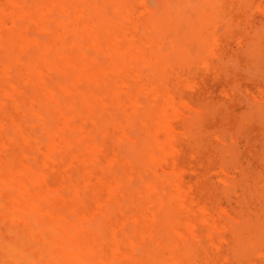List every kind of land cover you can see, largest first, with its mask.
<instances>
[{"label":"bare ground","instance_id":"6f19581e","mask_svg":"<svg viewBox=\"0 0 264 264\" xmlns=\"http://www.w3.org/2000/svg\"><path fill=\"white\" fill-rule=\"evenodd\" d=\"M191 1L155 0L152 17L144 0H0V219L9 224L0 223L11 226L7 238L0 231V264H264V230L260 245L248 244L250 232L242 239L246 218L206 180L214 162L232 185L207 142L209 125L223 122L212 94L231 33L216 28L218 7L233 0Z\"/></svg>","mask_w":264,"mask_h":264},{"label":"rangeland","instance_id":"374dc122","mask_svg":"<svg viewBox=\"0 0 264 264\" xmlns=\"http://www.w3.org/2000/svg\"><path fill=\"white\" fill-rule=\"evenodd\" d=\"M145 2V5L148 7V11L149 13H147L148 15L150 16H154L156 15L155 17H159V15L157 13L154 12V10L156 11L157 9H154V8H157L156 6V3H155V0H144ZM233 0V2L231 3V6L234 7L231 9H225L226 12L224 11V9H220L221 7H218L219 8V15L218 16V12L217 13V16L221 17V19L217 20L216 22V28L218 29V31H222V28L226 27L225 25H227V27L230 29L231 33L228 31L227 33V36L225 38V40L223 41L224 43H222V46L220 44L221 47L220 50H221V53H220V64H221V68H222V74H223V77H222V81L219 85L220 88L216 89V93L212 94L213 96H218L219 98H221L220 100V103L217 104L216 106V109H214V112L215 110H218L221 108V110L219 111V117L222 118L223 122L220 123V124H213V125H209V129L211 128H214V126L216 127L215 129H213V132H209L210 134V140L209 142H207V148L211 146H215L217 147L216 150L219 151L218 149H220L218 155H221V156H218V158H216L215 162H218V164L220 166H224L228 171H230V173L232 174L233 173V177H238L236 178L234 181H233V177H232V185L230 184H226V183H220L218 181V176L219 174L217 173V170L219 169V166H212L213 163H211L210 165V169L208 170L207 174H206V180L208 181V184L210 185L209 187L215 189V194H216V197H217V201L218 203L222 204L223 206H226L227 208H232L233 210H239L238 212L240 213V215L238 214V220H240V217L245 219L246 218V221L242 220L241 221H244V224H246V222L248 223V225L246 226L247 229H248V226L250 227L248 230L245 229V226H243V222H240L238 221L237 219H234V221L237 222V227H241V225L243 226L244 230H241V232H243V237L242 239H246V236L247 238L250 237L249 239V243H248V240H247V243L248 244H251L250 240L252 241L255 240L254 244H257V245H260V243L258 242L257 243V240L256 238H261L259 240H261V243L264 244V233H263V230H264V197L262 198L261 196L264 195V121L263 119L264 118H258V113L256 114V112H259V115L261 114L260 112H262L263 114L262 117L264 116V72L262 73V71H264V62H262L264 60V56H261V55H264L262 54V52L264 53V39H262V37H264V0H253L252 1V4L250 3L251 1L249 0ZM193 3V0L191 1V5ZM238 3V4H237ZM245 3V5H244ZM250 6H249V4ZM155 4V5H154ZM232 4L236 5V6H233ZM243 5V6H242ZM259 5V6H258ZM258 6L259 10L256 8ZM248 7V8H246ZM251 7L255 8L254 9H251ZM241 8V9H240ZM246 8V9H245ZM239 9V10H238ZM245 9L244 12H239L241 10ZM262 9V10H260ZM221 10V11H220ZM234 10V11H233ZM252 13H251V11ZM249 11V12H248ZM262 11V12H261ZM237 14H236V13ZM255 13V14H254ZM258 13V14H257ZM153 14V15H152ZM174 14V13H172ZM180 15V16H176V20L178 22H182L184 23L185 21L187 22L188 21H195L198 19V15L196 13H175V15ZM182 14L184 16H182ZM240 14V15H239ZM247 16H246V15ZM170 16V15H169ZM232 16V17H231ZM238 16V17H237ZM243 16V17H242ZM173 17V15H172ZM171 16H170V19L172 20H175L173 19ZM175 17V16H174ZM217 17V18H218ZM242 18H244V21L246 20V22H244L245 24V27H244V24L241 22ZM250 18V19H248ZM240 22H239V21ZM261 20V21H260ZM260 21V22H259ZM20 21H18L19 23ZM255 22V23H254ZM21 23V22H20ZM259 24V25H257ZM226 27V28H227ZM234 27V28H233ZM237 27V28H235ZM221 29V30H220ZM232 29H236L238 30L239 34L240 33H244L246 32V35L248 37H252V38H249L247 41L243 42L242 39H240L239 34H236L235 30L232 31ZM240 30V31H239ZM250 30V31H249ZM244 31V32H243ZM250 33H249V32ZM32 33L34 32L31 31ZM235 32V33H234ZM234 34V35H233ZM230 35V36H229ZM236 36V37H235ZM246 36V37H247ZM228 37L230 39H228ZM232 37H234L232 39ZM254 37V38H253ZM239 39V40H238ZM260 39V40H259ZM262 39V40H261ZM227 44H226V43ZM252 42V43H251ZM262 42V43H261ZM246 43V44H245ZM258 43L260 44V47L258 45V48L257 45H253ZM250 44V45H249ZM261 44H263L261 46ZM252 45V46H251ZM232 46V47H231ZM243 46V47H242ZM251 46V47H250ZM255 46L257 47L256 49H253L255 48ZM249 47L251 49H249ZM262 47V48H261ZM242 48V49H241ZM244 48V49H243ZM260 50V52H256V50ZM263 51H262V50ZM224 50V51H223ZM235 50H238V53H236ZM242 50V51H241ZM246 50L248 51V53L246 52ZM94 52V50H92ZM252 51H254V57L252 56L253 59H251V57L249 56V52L252 54ZM31 52V50H30ZM244 52H246V55ZM242 53V54H241ZM256 53V54H255ZM260 53V54H259ZM26 54V53H24ZM237 54V55H236ZM252 54V55H253ZM246 55V56H245ZM259 56V61L258 60H255V57L256 56ZM24 56V55H23ZM223 56V57H222ZM233 56V59H231V57ZM257 56V57H258ZM25 57V56H24ZM263 59H262V58ZM233 60V61H231ZM229 59V60H227ZM248 59V60H246ZM262 59V60H261ZM227 60V61H226ZM250 60V61H249ZM251 60H255V61H258L257 64L259 65H256L254 62L251 63ZM261 60V61H260ZM237 61L239 63H237ZM232 62V65L231 63ZM236 62V63H234ZM262 62V64H261ZM227 63V64H226ZM234 63V65H233ZM249 65L250 67L246 65ZM255 64V65H254ZM238 66L237 68L235 66ZM256 67H254V66ZM235 67V68H234ZM259 67V69H258ZM263 67V68H262ZM239 68V70H237ZM242 68L244 69V71L242 70ZM236 69V70H235ZM247 69V70H245ZM250 69V71H249ZM255 69V70H254ZM229 72H228V71ZM245 71H247V73H250L247 74ZM257 71H258V74H257ZM261 71V72H259ZM255 72V73H254ZM227 73V74H225ZM232 73H234L232 75ZM255 74V75H254ZM227 75V76H226ZM251 75H254V76H251ZM259 75L261 78H259ZM225 76V77H224ZM257 76V77H256ZM248 79H250L248 81ZM263 79V81H262ZM234 81H237V82H234ZM238 81H240L238 83ZM231 82V83H230ZM223 83V84H222ZM237 83V84H236ZM225 85V86H224ZM228 85V86H227ZM227 86V87H226ZM241 90L240 92H238L237 90L238 89ZM242 88V89H241ZM249 88V89H248ZM248 89V90H247ZM219 90V91H218ZM231 91L232 93V97L230 99H228L227 96H225L223 93L221 92H225V91ZM247 90V91H246ZM252 90V91H251ZM221 91V92H220ZM212 93V92H211ZM210 93V94H211ZM253 93V94H252ZM249 94V95H248ZM255 94V96H254ZM222 95V96H221ZM235 95V96H234ZM251 95V96H250ZM242 96V97H241ZM207 97V96H206ZM206 97H200V99L202 100V102L204 101L203 99H206ZM247 97V98H246ZM209 98V97H208ZM259 98V99H258ZM199 99V98H198ZM239 99V100H238ZM241 99V100H240ZM248 99V100H247ZM251 99V100H250ZM260 99H262L261 101H259ZM209 100V99H208ZM238 100V101H237ZM250 100V101H249ZM243 103H242V102ZM246 101L248 102H251L249 104H252L251 108L250 105L248 103H246ZM227 102V103H226ZM230 102V103H229ZM242 104H241V103ZM261 104V105H260ZM229 105H231V107H233L234 111L237 113L235 115V119H234V122H239L236 126H232V124H229V113H228V107ZM236 105V106H235ZM249 105V107L247 106ZM225 110H224V109ZM242 108V109H241ZM250 108V109H249ZM196 110V108H194ZM248 109V110H247ZM195 110H193V114L195 113ZM256 110V111H255ZM196 112L198 113V111L196 110ZM199 114V113H198ZM191 115V114H190ZM222 115V116H221ZM257 115V116H256ZM195 116V114H194ZM197 116V115H196ZM228 118H227V117ZM242 116V117H240ZM188 117V116H187ZM190 117V116H189ZM225 117V118H223ZM249 117V118H248ZM252 117V119H251ZM253 117H255L253 119ZM260 117V116H259ZM192 118V117H191ZM189 118V119H191ZM195 118V117H194ZM227 118V120H226ZM238 118V119H237ZM240 118V120H239ZM244 118V119H243ZM258 118V119H257ZM188 120V118H185ZM243 119V120H242ZM247 119L251 122H247ZM256 119V120H255ZM261 119V120H260ZM243 122V123H242ZM246 123V124H245ZM249 123V124H248ZM261 123V124H260ZM241 124H242V127H241ZM222 126V127H221ZM224 126V127H223ZM239 127L238 129L236 127ZM245 128H244V127ZM230 129L232 131V134L231 135V131H228L227 128ZM235 128V129H234ZM219 129V130H218ZM226 129H227V132H226ZM241 129V130H240ZM246 129V130H245ZM249 130V131H248ZM222 133H221V132ZM239 131V132H238ZM229 132V134H228ZM246 132V133H245ZM216 133H221L220 135V140L216 141L217 139L214 137V135ZM243 133V134H241ZM246 135H245V134ZM229 136H228V135ZM238 134V135H237ZM241 134V135H240ZM263 134V135H262ZM212 135V136H211ZM236 136V137H235ZM248 136V137H247ZM235 137V138H233ZM246 137V138H245ZM231 138V139H230ZM253 138V139H252ZM236 139V140H235ZM235 140V141H234ZM263 140V141H261ZM238 143H237V142ZM255 141V142H254ZM220 142V143H219ZM222 142V143H221ZM227 142V143H226ZM226 143V144H225ZM237 145V146H236ZM256 146V147H254ZM239 147V148H238ZM262 147V149H261ZM256 148V149H255ZM241 149V151H239ZM225 150V151H224ZM231 153H230V151ZM233 150V151H232ZM239 152H238V151ZM261 150V151H260ZM237 152V154L235 155V153ZM263 152V153H262ZM234 153V155H233ZM234 157V158H231V156ZM240 155V156H239ZM262 156V157H261ZM222 157V158H221ZM235 157H237L236 160ZM244 157H247L244 158ZM250 161H249V159ZM263 158V159H262ZM225 161H224V160ZM261 159H262V162H261ZM236 160V161H235ZM248 160V162H247ZM260 161V162H259ZM220 162V163H219ZM231 163V164H230ZM240 163H241V167L245 166L243 169H241L240 167ZM251 163V164H248ZM234 164V165H233ZM217 168V169H216ZM259 168V169H258ZM215 170V171H214ZM236 170V171H235ZM156 171L158 173H166L168 172L165 165L164 164H159ZM244 173H243V172ZM260 171V173H259ZM258 172V173H257ZM217 173V174H216ZM247 173V174H246ZM209 175V176H208ZM214 175V176H213ZM240 175V176H238ZM245 175V176H244ZM261 175V176H259ZM213 176V177H212ZM244 176V177H243ZM254 176V178H253ZM209 177V178H208ZM242 177V178H241ZM247 177V178H245ZM260 177V178H258ZM215 180L212 181L211 179ZM245 178V179H244ZM258 178V179H257ZM257 181V184H256V181L253 182V180ZM247 180L249 182H247ZM259 180V181H258ZM212 181V182H211ZM239 181V183H238ZM241 181V182H240ZM211 182V183H209ZM260 182V183H259ZM42 184L44 183L43 181L41 182ZM235 186H234V184ZM238 183V184H237ZM253 185V186H251ZM214 184V185H213ZM239 185V186H238ZM254 185L257 187V189L255 190L254 189ZM220 186V188H219ZM243 186V187H241ZM235 187V188H234ZM240 187V188H239ZM255 187V188H256ZM263 187V188H262ZM248 188V189H246ZM243 189V190H242ZM263 189V190H262ZM232 190V191H231ZM234 190V191H233ZM240 190V191H239ZM245 190V191H244ZM248 190V191H247ZM255 190V191H254ZM260 190V191H258ZM223 191V192H222ZM240 192V193H239ZM243 192V193H242ZM232 193V194H231ZM238 193V194H237ZM242 193V194H241ZM251 193V194H250ZM222 194V195H221ZM226 196H225V195ZM231 194V195H230ZM249 194V196H248ZM220 195V196H219ZM240 195V196H239ZM256 195V196H255ZM253 196V197H252ZM260 197V199L258 197ZM220 197V198H219ZM227 197V198H226ZM242 197V198H241ZM250 197V198H249ZM257 197V198H256ZM233 198V199H232ZM251 198H253L251 200ZM222 199V200H221ZM230 199V200H229ZM256 199H259V200H256ZM226 200V201H225ZM256 200V201H255ZM243 201V202H242ZM259 201V202H258ZM237 202V204H236ZM246 204H245V203ZM240 203V204H239ZM248 203V205H247ZM254 203V205H253ZM257 203V204H256ZM226 204V205H225ZM230 204V205H229ZM233 204V205H231ZM252 204V205H251ZM229 206V207H228ZM247 206V208H246ZM257 206V207H255ZM251 207V208H250ZM238 208V209H237ZM249 208V209H248ZM258 208V209H257ZM243 209V210H242ZM260 209V210H259ZM254 210V211H253ZM242 212V213H241ZM244 212V213H243ZM249 212V214H248ZM232 213V212H230ZM252 213V214H251ZM243 215V217H242ZM255 215H257L255 217ZM246 216V217H245ZM229 217V216H228ZM260 217V218H259ZM258 218V219H257ZM261 219V220H260ZM2 220H5L4 221V224H9V221L7 219H0V222H2ZM251 220V221H250ZM232 221V219H231ZM258 221V222H257ZM233 222V221H232ZM235 222V224H236ZM240 224V225H239ZM239 225V226H238ZM10 226V225H9ZM9 226L7 228H9ZM258 226L260 228H258ZM263 226V227H261ZM11 227V226H10ZM4 225H2L0 223V231L3 233V236L4 237H8L9 234H8V231H10V229H7ZM257 228V229H256ZM5 231V232H4ZM7 231V232H6ZM259 231L263 233V235H257L256 238H255V235L256 234H259ZM251 235H249L250 233ZM213 233L215 235H220L222 233L221 230L217 229V230H213ZM249 235V237H248ZM260 236V237H258ZM252 238V239H251ZM255 238V239H254ZM241 239V240H242ZM24 241L27 242V240L24 238ZM232 242H235V239L232 238ZM243 243H245L246 241H242ZM239 244L240 247L241 246H244L245 244ZM261 244V245H262ZM254 245H252L253 247ZM255 248H258L255 246ZM253 247L252 251L255 249ZM239 249V248H238ZM249 250V249H248ZM257 252V250H255ZM256 252H255V255H256ZM251 252L249 251L248 254H250ZM245 254V253H244ZM254 253H252L253 255ZM240 260V259H239ZM240 263H242L240 261ZM239 263V264H240ZM16 264H20V263H16ZM243 264H247L246 262H243Z\"/></svg>","mask_w":264,"mask_h":264}]
</instances>
